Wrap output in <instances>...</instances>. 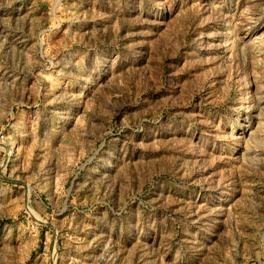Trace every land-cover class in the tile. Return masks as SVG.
Instances as JSON below:
<instances>
[{"label": "rangeland", "instance_id": "rangeland-1", "mask_svg": "<svg viewBox=\"0 0 264 264\" xmlns=\"http://www.w3.org/2000/svg\"><path fill=\"white\" fill-rule=\"evenodd\" d=\"M0 264H264V0H0Z\"/></svg>", "mask_w": 264, "mask_h": 264}]
</instances>
